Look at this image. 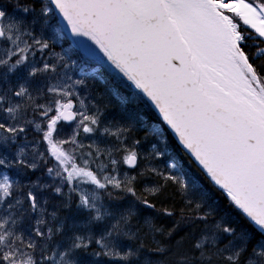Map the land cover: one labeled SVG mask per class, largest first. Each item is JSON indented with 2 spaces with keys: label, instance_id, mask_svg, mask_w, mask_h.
Segmentation results:
<instances>
[{
  "label": "snow or ice",
  "instance_id": "1",
  "mask_svg": "<svg viewBox=\"0 0 264 264\" xmlns=\"http://www.w3.org/2000/svg\"><path fill=\"white\" fill-rule=\"evenodd\" d=\"M0 264H264V0H0Z\"/></svg>",
  "mask_w": 264,
  "mask_h": 264
}]
</instances>
